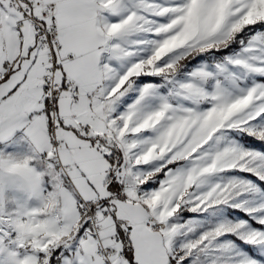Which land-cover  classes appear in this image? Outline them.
Instances as JSON below:
<instances>
[{
  "label": "snow or ice",
  "instance_id": "snow-or-ice-1",
  "mask_svg": "<svg viewBox=\"0 0 264 264\" xmlns=\"http://www.w3.org/2000/svg\"><path fill=\"white\" fill-rule=\"evenodd\" d=\"M0 264H264V0H0Z\"/></svg>",
  "mask_w": 264,
  "mask_h": 264
}]
</instances>
